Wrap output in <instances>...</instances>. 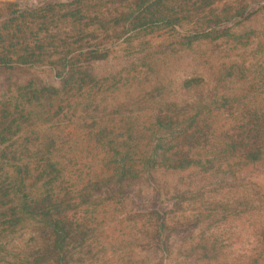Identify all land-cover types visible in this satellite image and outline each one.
Masks as SVG:
<instances>
[{"label":"trees","instance_id":"1","mask_svg":"<svg viewBox=\"0 0 264 264\" xmlns=\"http://www.w3.org/2000/svg\"><path fill=\"white\" fill-rule=\"evenodd\" d=\"M166 1L122 0L114 22L131 36L163 27L172 30L179 45L192 47L205 41L233 49L258 43V54L264 51V28L234 31L260 11H249L252 4L245 0L240 6L235 0L223 4V0H173L172 6ZM258 3L264 9V2ZM53 6L36 9L44 12ZM36 9L28 6L15 13L32 16ZM48 38H19L0 30V69L32 70L46 64L54 78L52 82L18 83L0 95V264H88L81 255L85 246L88 250L83 249V255L91 254L85 241L97 228L126 216L143 234L131 244L144 250L158 246L169 212L158 215L164 217L160 224L142 220L150 195L145 185L157 190L154 184L159 175L181 170H190L188 177H197L198 185L196 190L182 192L180 198L200 195L195 210L204 212L209 223L227 219L229 213L256 217L257 244L237 264H264V62L257 57L248 62L243 55L242 61L232 62L218 74L224 85L214 93H203L201 87L191 103L175 105L177 110L151 108L152 113L143 118L133 111V116H120L115 124L101 114L84 118L90 120L85 131L64 139L43 133L41 127L64 123L67 118L70 123V117L82 119L78 112L83 107L88 110L97 94L101 105L108 104L105 93L117 76L109 73L97 79L78 59L86 53L90 54L87 62L105 59L108 54L101 51V43L94 48L90 41L79 44V53H74L78 49L74 43L64 40L60 49L55 37ZM8 42L20 45V51L14 55L6 51ZM235 76L247 82L242 97L232 91ZM201 83V78L188 79L184 88H198ZM224 112L232 117L229 130L212 134L217 115ZM78 140L85 145L81 151ZM80 153L84 154L81 158ZM80 160L86 173L79 180L73 167ZM213 179L220 181L214 185L238 194L208 201L210 195L205 192ZM84 215L89 218L82 221ZM211 238L204 231L197 244L185 248L183 261L198 253L213 254ZM161 248L166 250L164 245ZM116 254L102 255L98 263L118 264Z\"/></svg>","mask_w":264,"mask_h":264},{"label":"rangeland","instance_id":"2","mask_svg":"<svg viewBox=\"0 0 264 264\" xmlns=\"http://www.w3.org/2000/svg\"><path fill=\"white\" fill-rule=\"evenodd\" d=\"M231 1L233 0H223L220 3ZM235 1V4L240 6L243 0ZM259 1L264 2V0H245L249 6L252 4L249 11L254 9H260V11L238 27H234V31L264 28V14L261 13L264 9H261ZM121 3L122 0H0V30L4 34L14 33L19 38L30 39H35L37 36L44 39L55 37L60 49H64L61 46L64 40L74 43V47H78L77 52L73 51L74 53H79V44L90 41L91 48H94L101 43L100 46L104 47L101 51L108 54L105 59L87 62L90 58L88 53L78 59H81L79 60L82 61L81 65H84V68L88 67L95 77H98L97 79L109 73H115L117 76L115 80L113 79L107 94L105 93L108 104L101 105L100 96L97 94L93 99L94 103L89 102L88 110H83V107L78 112L82 115V119L70 117V123L67 118L64 123H56L50 125L51 127L48 125L47 128L43 126L41 127L43 133L62 135L64 139H68L66 135L75 137L83 133L87 124L90 123V120L85 122L84 118H91L94 115H105L104 120L115 124L120 120V116H133L134 114L131 115L133 111L135 115L143 118L152 113L151 108L155 111L162 110V112L177 110L175 105L191 103L196 98L195 95L200 94L197 91L199 92L201 87L206 94L210 90L214 93L216 88L221 89L224 83H219L218 74L225 72L232 62L242 61L243 55L248 62L255 60V57L264 62V51L258 54V43L230 49L226 45L215 46L202 41L188 47L176 43L172 30L163 27L131 36V33L121 26L122 24L114 22V18L121 10ZM166 3L172 6L173 0H167ZM48 4L56 6L45 9L44 12L36 9ZM28 6L36 9L34 15L20 17L15 13ZM207 11H209L208 8ZM80 37L85 38L76 43ZM16 42L15 40L14 43ZM6 46L8 47L6 51L10 50L11 54L21 49L20 45L12 46L9 42ZM225 77L229 78L228 75ZM194 78L202 79L201 86L184 88L185 82ZM226 80L225 82L228 83L229 79ZM33 81L52 82L54 81L53 73L46 64L32 70L17 67L0 69V95L8 89L15 88L18 83L25 84ZM56 83H59L58 80ZM246 86L247 82L244 78L235 76L231 87L233 92L242 97L245 95L243 89ZM228 93L231 94V91ZM241 101L243 99L240 98L239 102ZM232 113L235 115L236 111ZM216 118L212 134L229 130L232 122L229 112H224L222 116L217 115ZM5 146L6 144L1 147ZM78 146L77 150L81 151L83 148L80 147H85L84 142L78 140ZM79 155L81 158L84 154ZM79 162L73 168L80 176V180L85 178L86 166L82 160ZM189 171L181 170L172 174L159 175L154 184L157 190L154 191H152L153 186L145 185L146 193L150 195L148 196L149 206L142 220L147 219L150 223L160 224L164 217L159 218L158 215L164 216V212H169L165 216L166 227L157 238L158 246L144 250L137 243L131 244L138 237H143V234L133 228L134 224L126 216L114 222H107L103 228H97L93 236L85 241L91 250V254L87 255L89 259L83 255L87 253L88 247L83 248L85 253L83 249L81 250L84 261L88 264H99L98 260L102 255L108 257L115 252L117 253L115 260L118 264H196L197 260L202 261L201 264H237L242 259L241 255L257 244L256 217H251L249 214L238 216L229 213L227 219H217L209 223L204 212L198 213L195 210V207L199 206L200 195L192 196L191 198L195 197L194 201L187 197L180 198L182 192L189 189L196 190L198 185L197 177L192 179L188 177ZM262 182L264 183V180ZM216 183L220 181L213 179L212 185L208 186L209 190L205 192L210 195L207 196L210 197L208 201L238 194V192L234 193L235 190L229 194L228 191L221 189V185H214ZM85 209L86 207L81 208L79 214L81 217ZM84 217L82 221L89 218L87 215ZM108 218L112 220V215H108ZM204 231L206 235L212 236L211 243H214L215 252L207 257L198 253L184 262L185 248L197 244ZM162 245L166 247V250L161 248ZM105 251L106 253L103 254Z\"/></svg>","mask_w":264,"mask_h":264}]
</instances>
